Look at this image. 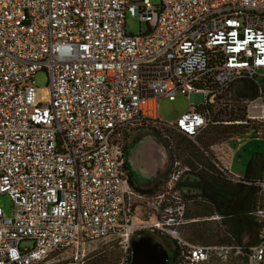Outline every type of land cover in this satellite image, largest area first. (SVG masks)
<instances>
[{
	"label": "built area",
	"instance_id": "obj_1",
	"mask_svg": "<svg viewBox=\"0 0 264 264\" xmlns=\"http://www.w3.org/2000/svg\"><path fill=\"white\" fill-rule=\"evenodd\" d=\"M128 12L139 34L127 31ZM43 69L41 88L34 78ZM245 78L260 93L232 122L258 126L264 0H0V194L13 203L11 215L0 205V264H84L93 242L117 237L119 264H131L135 205L147 195L129 181L123 135L161 121L159 97L183 92L198 103L168 125L196 142L219 97ZM212 162L226 179L250 183ZM181 174L168 182L169 196H157L152 223L182 248L177 264L240 254V245L178 235L190 195ZM255 184L264 191V180ZM253 214L264 229V207ZM247 257L264 264V231Z\"/></svg>",
	"mask_w": 264,
	"mask_h": 264
},
{
	"label": "rangeland",
	"instance_id": "obj_2",
	"mask_svg": "<svg viewBox=\"0 0 264 264\" xmlns=\"http://www.w3.org/2000/svg\"><path fill=\"white\" fill-rule=\"evenodd\" d=\"M154 4H160L161 0H150ZM126 28L127 31L133 34H139L141 32V24L137 15H132L130 12L126 14ZM143 30H146L147 24L142 25ZM35 85L38 87H46L49 81L48 72L43 69L39 70L35 74ZM263 88V100H264V79H260ZM235 86L231 85L219 99L218 104L215 105L212 111V120L210 126H218L220 128L227 129L226 136L221 137L215 141L210 142L211 145L221 146V150L227 148V141L229 144L230 151L224 150L222 152L223 159L225 160L226 165H228L232 172L237 175H245L249 169L250 173L255 179L261 178L264 180V122L261 125L256 126L260 127L262 131L254 130L252 125L249 124V127H246L244 124L235 123L231 120V114L237 111V107L240 106L243 109L247 108L245 99L239 101L235 100L234 94ZM192 103H198V101L192 99V96H186L183 92H178L175 100H170L166 96H161L157 102V115L161 121L164 122H173L175 121L183 112L190 109ZM241 120V119H239ZM168 134V138L164 137L163 134H158L153 129L148 126L143 128H137L131 130L128 133V147L130 149L128 161L129 163H135L140 170H137L138 175L136 174L138 181H143L148 174L154 173L157 174V177L153 181H148L142 184H139L141 188L152 187L155 182L161 180L162 186L160 189H157L153 194H145L147 197L142 201L139 199L135 205L134 210V226L133 232L131 234V240L138 237L140 233H150L153 235L156 229L153 228L152 223L156 221V218H159V209L154 205V202L157 200V196L163 194L164 192L170 193L169 183L173 173L182 172L181 179H184L190 169L186 170L189 165L187 162L191 161L194 165V170L196 168L197 162H206L205 157L197 158V155H191V152L197 150L198 146L203 145L201 137L199 136L196 139V142L191 138L185 135H177L175 131H165ZM241 132H245L242 133ZM209 134V133H208ZM206 134V135H208ZM164 139V140H163ZM208 139L210 138H207ZM226 144V145H225ZM207 148L208 156H213L215 152L210 146ZM162 147L166 153V162L163 160ZM226 147V148H225ZM192 149V151H190ZM136 159V160H135ZM164 164L161 172L156 171L158 164ZM157 166V167H156ZM144 176V177H143ZM188 178V177H187ZM191 178V176L189 177ZM180 179V180H181ZM186 179V178H185ZM138 186V185H137ZM173 191H171L172 193ZM170 193V194H171ZM193 192H190L188 197H184L185 203V216L187 213L194 214L200 210L202 204H206L201 198H196ZM194 196V197H193ZM191 201H188V199ZM149 199L150 204L147 203ZM195 199V201H194ZM0 205L3 207L4 211L8 214H12V199L8 194H0ZM177 204L172 202V206L175 207ZM212 215V216H216ZM220 215V214H218ZM194 218L201 220L199 223L203 224L205 228L219 229L223 232L232 233L233 224L227 221V219L219 217L215 220H205L210 219V216L207 215H194ZM221 216V215H220ZM187 218V217H186ZM184 223L177 226L178 235L194 243H200L197 241V237L192 232L193 226H191L190 219H186ZM196 220V219H195ZM195 228V227H194ZM258 233L253 231H247L243 237L242 244L248 246L253 243ZM229 237V235H228ZM164 242L167 241L170 245L174 244L173 237L168 234H164ZM196 239V240H195ZM131 240H130V250L131 249ZM120 237L117 238H105L100 239L91 244L87 250V257L84 264H91V262L101 256L104 251L113 250L117 254V259L115 264H119L121 257L123 256V249L120 246ZM210 244H219L210 242ZM171 246L169 247V250ZM227 256L225 259L220 257H214L213 264H248L247 251L245 247L242 248L240 254H236V249H229L228 252H224ZM264 263V262H263Z\"/></svg>",
	"mask_w": 264,
	"mask_h": 264
},
{
	"label": "trees",
	"instance_id": "obj_3",
	"mask_svg": "<svg viewBox=\"0 0 264 264\" xmlns=\"http://www.w3.org/2000/svg\"><path fill=\"white\" fill-rule=\"evenodd\" d=\"M235 86L234 94L235 100L239 101L241 99L253 100L259 96V87L251 79H241L232 84ZM246 108L240 106L237 107V111L231 114V120H244L246 118ZM149 128L153 129L159 135L163 134L164 137H169L165 131L171 130L177 132V135L181 133L176 131L174 128L168 125V122L157 121V123L150 122L147 124ZM246 127L249 125L244 124ZM254 130H257L256 126L252 127ZM227 129L220 128L218 126H208L200 136L202 139L203 145L198 146L197 150L195 148L194 152H191V155H197L199 157H205L206 162H197L195 170L194 165L191 161L187 162L189 165V172L184 179L179 180V187H186L188 192H193L194 196L201 198L206 204L200 206L199 212L194 214H186L187 219L194 218L200 215L212 216L215 214H220L222 218L227 219L228 222L233 224L232 233L223 232L222 230L213 228L208 229L199 223L201 220H193L191 222L192 232L195 234V237L199 238V242L205 243H219V244H235L240 245L242 248L245 247L248 251V246L256 243L263 234V226L257 222L253 211L258 207H264V191L261 190L260 186L256 185L255 182L261 178L255 179L250 176L249 169L245 173V178L250 183L242 182H232L226 179L221 172L216 168L212 162L213 156H208L206 154L207 148L211 145L210 142L215 141L221 137L226 136ZM209 133V134H208ZM245 133V132H241ZM208 134V135H206ZM183 135V134H182ZM161 136V135H160ZM207 138L208 139L207 141ZM125 150L128 149V132L125 133L122 137ZM164 140V139H163ZM192 151V149L190 150ZM192 155V156H193ZM127 175L130 183L134 188L143 194H153L157 189H160L162 186V181L159 180L155 182L152 187L141 188L137 186L127 170ZM191 176V178H189ZM188 177V178H187ZM262 180V179H261ZM193 196V197H194ZM195 201V199H194ZM205 220H215V218L205 219ZM195 227V228H194ZM247 231H253L258 233L253 243L248 246L242 244V240ZM229 235V237H228ZM196 240V239H195ZM180 248H175V256L172 258L171 263L168 264H177V260L181 259L179 250ZM117 259V254L113 250L104 251V253L95 258L91 264H115Z\"/></svg>",
	"mask_w": 264,
	"mask_h": 264
},
{
	"label": "water",
	"instance_id": "obj_4",
	"mask_svg": "<svg viewBox=\"0 0 264 264\" xmlns=\"http://www.w3.org/2000/svg\"><path fill=\"white\" fill-rule=\"evenodd\" d=\"M163 154V160L166 162V153L160 147ZM164 164L159 163L156 171L162 170ZM131 264H166L169 253L165 246L155 240L154 236L150 233H145L131 240Z\"/></svg>",
	"mask_w": 264,
	"mask_h": 264
},
{
	"label": "crops",
	"instance_id": "obj_5",
	"mask_svg": "<svg viewBox=\"0 0 264 264\" xmlns=\"http://www.w3.org/2000/svg\"><path fill=\"white\" fill-rule=\"evenodd\" d=\"M193 97H192V99H193ZM226 146H227V148L225 147L226 149H224V150H226L227 152L230 151L228 141H227V145ZM210 148L215 151V152H213L214 155H213L212 159H218L220 162H222L223 164L226 165L225 160L223 159V154H222V152L224 150H221V146L213 144V145L210 146ZM206 154L208 155L207 152H206ZM128 156H129V149H127V151H126V167H127L128 172L131 174V176H132V178H133V180H134L136 185L139 186V184H142V183H145V182H148V181H153V180L156 179L157 174L151 173V174H148V176H146L143 181H141V180L138 181V178L136 176V174L138 175L137 170L135 169V167H134L132 162L129 163ZM250 176L253 177L251 173H250Z\"/></svg>",
	"mask_w": 264,
	"mask_h": 264
},
{
	"label": "flooded vegetation",
	"instance_id": "obj_6",
	"mask_svg": "<svg viewBox=\"0 0 264 264\" xmlns=\"http://www.w3.org/2000/svg\"><path fill=\"white\" fill-rule=\"evenodd\" d=\"M128 149H129V147H128ZM129 151H130V149H129ZM136 162L137 161H135V163H133V165H134V167H135L136 170H140L138 168V166L136 165ZM160 172H161V170H160ZM196 220H198V219H196ZM153 236H154L155 240L160 241L165 246V248L167 249V251L169 253V257H168V260H167V263L166 264L171 263L172 258L176 254L175 248H177V246H178V248H180V250L179 249L178 250L180 252V255L182 256V248L180 247V245L175 240H173L174 241V244L173 245H170V243H168L167 241L164 242V239L165 238H164L163 231H161V230H155V232L153 233ZM200 244H210V243L200 242ZM170 246H171V249L169 250V247Z\"/></svg>",
	"mask_w": 264,
	"mask_h": 264
},
{
	"label": "snow or ice",
	"instance_id": "obj_7",
	"mask_svg": "<svg viewBox=\"0 0 264 264\" xmlns=\"http://www.w3.org/2000/svg\"><path fill=\"white\" fill-rule=\"evenodd\" d=\"M249 39H251V37Z\"/></svg>",
	"mask_w": 264,
	"mask_h": 264
}]
</instances>
